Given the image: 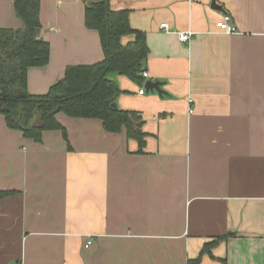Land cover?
I'll list each match as a JSON object with an SVG mask.
<instances>
[{
  "label": "crops",
  "instance_id": "crops-1",
  "mask_svg": "<svg viewBox=\"0 0 264 264\" xmlns=\"http://www.w3.org/2000/svg\"><path fill=\"white\" fill-rule=\"evenodd\" d=\"M109 4L145 34L148 77L110 74L145 143L62 112L66 140L56 129L35 142L0 113V190L13 192L0 200V264H188L211 242L195 264H264V0ZM84 9L40 0L49 59L28 68L29 94L103 59ZM225 12L234 33L215 27ZM160 23L194 35L183 43ZM21 27L13 0H0V28ZM148 79L164 93L146 92Z\"/></svg>",
  "mask_w": 264,
  "mask_h": 264
},
{
  "label": "trees",
  "instance_id": "trees-1",
  "mask_svg": "<svg viewBox=\"0 0 264 264\" xmlns=\"http://www.w3.org/2000/svg\"><path fill=\"white\" fill-rule=\"evenodd\" d=\"M83 1L85 26L98 32L103 59L67 66L63 78L47 93L32 95L27 91V70L48 62L49 44L38 36L40 0H13L23 27L0 28V113L9 128L21 130L24 137L35 142L41 141L44 131L56 129L62 130L66 140L56 119V114L62 112L70 117L101 119L108 132H120L124 127L127 137L136 139L142 147L145 134L140 130L138 113L112 107L120 90L110 74L137 82L143 78V63L149 51L145 34L130 26L127 10L111 9L110 0ZM125 36L131 39L123 42ZM12 193L0 190V200ZM230 236L233 233L224 238ZM212 243L205 244L199 256L188 264L197 263Z\"/></svg>",
  "mask_w": 264,
  "mask_h": 264
},
{
  "label": "built area",
  "instance_id": "built-area-1",
  "mask_svg": "<svg viewBox=\"0 0 264 264\" xmlns=\"http://www.w3.org/2000/svg\"><path fill=\"white\" fill-rule=\"evenodd\" d=\"M215 27H216L218 32L225 33V34H231V33H234L236 31V28L233 25L231 16L226 12L223 13L221 15L220 19L215 22ZM160 28L166 32L174 33L177 36V38L179 39V41H181L183 43H188L190 41V39L192 38V36L194 35V32L190 31V30L171 31V29H169L167 23H160ZM141 74L144 78L148 77V74L146 71H142ZM143 92H144V88H141L139 90V93L142 94ZM189 102H190V99H189ZM189 112H192V110L189 109ZM88 243H90V241H88ZM17 264H22V262H19Z\"/></svg>",
  "mask_w": 264,
  "mask_h": 264
},
{
  "label": "water",
  "instance_id": "water-1",
  "mask_svg": "<svg viewBox=\"0 0 264 264\" xmlns=\"http://www.w3.org/2000/svg\"><path fill=\"white\" fill-rule=\"evenodd\" d=\"M212 6L214 8H217L218 7V5L215 2L212 3ZM161 86H162V83L160 81L152 80V79H148L144 83V88H145V91L146 92L156 91L159 95H161V94L164 93V91L161 89ZM112 107L113 108H116V105L115 104H112ZM17 122L18 123L20 122V116L17 119Z\"/></svg>",
  "mask_w": 264,
  "mask_h": 264
}]
</instances>
